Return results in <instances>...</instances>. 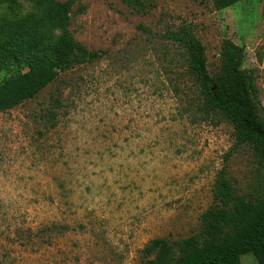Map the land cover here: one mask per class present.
Listing matches in <instances>:
<instances>
[{
	"label": "rangeland",
	"instance_id": "1",
	"mask_svg": "<svg viewBox=\"0 0 264 264\" xmlns=\"http://www.w3.org/2000/svg\"><path fill=\"white\" fill-rule=\"evenodd\" d=\"M18 2L14 15L31 11ZM146 3L136 12L80 0L69 30L100 57L0 112V264H147L151 239L198 233L218 205V175L245 199L264 198V159L235 146L223 116L199 111L182 50L164 37L192 24L211 74L223 38L243 46L264 114V0ZM26 70L6 64L0 82ZM52 95L62 102L54 127L44 119ZM240 262L258 264L251 253Z\"/></svg>",
	"mask_w": 264,
	"mask_h": 264
},
{
	"label": "trees",
	"instance_id": "2",
	"mask_svg": "<svg viewBox=\"0 0 264 264\" xmlns=\"http://www.w3.org/2000/svg\"><path fill=\"white\" fill-rule=\"evenodd\" d=\"M27 1L31 11L14 15L20 6L18 0H0V8H6L0 15V68L9 63L27 67L25 72L0 82V112L34 98L60 73L101 55L75 40L69 30L72 8L80 0ZM124 1L136 12L147 11L146 0ZM212 1L217 9H223L238 0ZM164 37L182 50L187 73L198 88L199 111L223 116L233 127L235 146L247 145L264 159V114L253 73L243 67V46L223 38L219 67L211 74L204 46L192 24L167 29ZM52 99L44 119L54 127L62 102L54 95ZM213 193L218 205L202 213L198 233L173 241L151 239L143 249L146 257L152 255L147 264H241L240 256L246 253L264 264V198L253 201L236 194L222 174Z\"/></svg>",
	"mask_w": 264,
	"mask_h": 264
}]
</instances>
